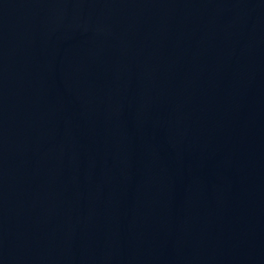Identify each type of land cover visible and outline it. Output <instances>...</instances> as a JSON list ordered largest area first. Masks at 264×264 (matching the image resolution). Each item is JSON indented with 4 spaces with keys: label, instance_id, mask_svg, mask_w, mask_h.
I'll return each instance as SVG.
<instances>
[{
    "label": "water",
    "instance_id": "95a60500",
    "mask_svg": "<svg viewBox=\"0 0 264 264\" xmlns=\"http://www.w3.org/2000/svg\"><path fill=\"white\" fill-rule=\"evenodd\" d=\"M0 264H264V0H0Z\"/></svg>",
    "mask_w": 264,
    "mask_h": 264
}]
</instances>
